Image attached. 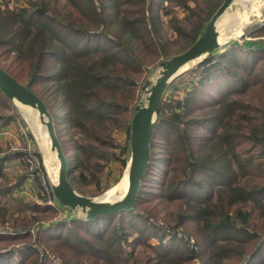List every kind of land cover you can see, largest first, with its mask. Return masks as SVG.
<instances>
[{"label": "trees", "instance_id": "16d2710c", "mask_svg": "<svg viewBox=\"0 0 264 264\" xmlns=\"http://www.w3.org/2000/svg\"><path fill=\"white\" fill-rule=\"evenodd\" d=\"M59 1L0 0V68L46 103L56 128L68 126L57 132L65 154L75 152L72 164L68 159L69 180L80 194L98 196L111 187L102 177L110 164L127 166L124 153L130 151L140 84L156 64L190 48L225 0H203L208 9L200 16L196 0H160L157 8L156 0H64L63 6ZM175 3L188 11L192 24L189 33L170 20L185 41L176 52L168 50L162 34L166 13L161 14L165 4ZM194 16L199 17L195 24ZM263 33L259 28L260 37ZM263 58L259 42H233L173 81L161 102L151 162L132 210L93 220H52L40 225L34 237L36 225L26 224L0 234L5 245L0 250L35 238L108 264H142L133 259L138 246L149 250L143 264H264V236L252 228L254 210L264 211V187L243 184L264 174V100L258 106L237 100L255 86L264 89V70L256 72ZM180 90L183 96L176 97ZM0 106L14 110L0 112V136L12 123L27 129L2 92ZM116 129L128 135L120 154L118 145L111 150ZM21 132L31 136L28 129ZM28 144L41 165L40 154ZM26 147L0 151V191L20 188L25 181L12 183L4 165L15 159L25 163ZM52 199L60 207L53 193ZM47 208L56 215L68 212ZM5 218L6 212H0V221ZM29 250L16 263L3 262L0 255V264H50L47 252L35 246Z\"/></svg>", "mask_w": 264, "mask_h": 264}, {"label": "rangeland", "instance_id": "374dc122", "mask_svg": "<svg viewBox=\"0 0 264 264\" xmlns=\"http://www.w3.org/2000/svg\"><path fill=\"white\" fill-rule=\"evenodd\" d=\"M196 1L198 6H200L199 8L196 9L198 16H200L202 14V9L206 11L208 8L202 3L203 0H196ZM160 2H161L160 0L154 1L153 3L154 7L157 8V5L161 4ZM63 3L64 0H60L58 4L60 6H63ZM235 3L236 4L232 7V9L229 10L225 14V16L221 18L222 20L220 21L219 24V30L221 31L222 46L221 49L217 51V53H220V51L224 52L228 50L229 46L232 45L233 42H237L239 44L259 42V45H261L262 47L264 46V33L262 37L259 36V28L264 27V0H239L238 2L236 1ZM9 5L10 7H13L12 2H10ZM51 6L53 5L51 4ZM164 6L166 9L161 11V14L164 12L166 13V15L164 16L165 25L162 29V34H164L163 37L166 39V42L168 43V50L176 52L179 51L184 46L185 41L184 38L180 36L177 33V31H175L174 26L171 28L170 20L175 18L176 21L180 23L179 27L185 28L186 31H188L189 33L191 32L192 24L188 23V17H189L188 11H185V9L182 8V6H179L176 3L172 5L165 4ZM191 6L195 7V4L193 3ZM198 19L199 17L197 16H194L192 18L194 24L198 21ZM235 54L239 56L241 54V51L240 50L235 51ZM172 57L164 61H167ZM162 62L156 64V66L152 69V71L148 74V76L144 81L141 80L142 83L140 84L138 89V97L135 102V109L134 112L132 113V118L135 114L136 106L140 102H142L143 104L147 103L148 94H146L142 90V88L147 80H153V81L156 80V78L159 75V70H160L159 65ZM258 67L259 68L257 69L256 72H261V67L262 70H264V58L261 60V62H259ZM183 74H181L180 76H182ZM132 76L134 78L136 77L135 75ZM141 77L143 78L144 76L141 75ZM178 77L174 80V82L177 81ZM173 94H175V91ZM182 96H183V92L181 90L176 92V97H182ZM247 99H249V101L252 100L253 102H255V105L258 106L259 102L264 100V89H262L259 86H255L250 89V91L246 96L237 97V100L239 101L240 100L246 101ZM11 103L15 107L16 113H18L22 118V120L26 123L27 125L26 128L30 131L32 138L29 135L24 136L22 134L21 131L25 130V132H27V129H24L22 127L20 131V128L17 129L16 128L17 126H15L14 123H12L13 124L11 125L12 128H9L6 132L1 134L2 136H0V151H5L6 154L8 151H11L13 149L21 150L26 147V142L28 141L29 142L28 145L31 146L35 151H37L41 156V160H42L41 166L43 167L44 175L42 174L41 169H39L40 168L39 164H35L31 168V173L36 172L35 174L32 175L27 165L26 158H25V163H23L21 159L20 160L15 159L14 163L11 164L10 162H8L6 163V165H4L6 166L5 171L7 172L8 179L12 183H14L19 179H22L23 177H26L27 179L25 178V181L22 180L21 182L22 184L20 188H16V189L13 188L10 189V191L8 192L0 191V212L1 213L6 212V218H5L6 221L5 222L0 221V230L5 231L6 232L5 234H11L12 232H14V230L17 229V227H23L26 226V224H31V226L36 225V227H34L33 230L31 231L34 237L36 235V231H39L42 228L40 227V225L45 224L49 221L52 220H53L52 222H57L60 220L63 221L66 218H70V217H75V218L78 217L80 219L86 218L85 215L80 210L72 211L69 208H66L68 212L64 213L63 211H61L62 213L58 212L59 214L56 215V213H53V211L47 208L48 206H51L59 211L60 210L59 208H61V206L59 207L55 202V200L52 199V193H53L51 187L52 177L50 176L49 173L50 170L47 169L48 167H46V164L44 163L43 149L36 135L39 133L37 130V125L34 123L32 117L26 116L24 110L21 109L22 106L20 105L17 106V104H15L14 102ZM13 111H14L13 109L7 110V109H3L0 106V112L4 113V115ZM31 112H34V115L37 116V113L34 110ZM28 118H31L32 120ZM38 121H40L39 118ZM15 123L22 124V122H15ZM38 123L40 124V122ZM57 128L58 130H60L62 128H68V126L63 123H59ZM43 132L46 131L43 130ZM112 138L114 141L112 142L113 146L111 150L115 151L116 146L118 145L119 147L117 148V152L118 154L122 153V151H124L128 145V135L126 131L116 129L115 132L113 133ZM70 146L72 147L73 144ZM263 146H264V142H263ZM26 149H28V147H26ZM108 151H110V148H108ZM124 156L127 157L128 160L127 165H128L130 161V151L128 156L125 153ZM66 157L70 161L69 164H72V162L74 161L73 157H75V152L73 150L69 151L66 154ZM263 160H264V156H263ZM120 164H121L120 162H117L116 165H112V166L110 164V166L105 170L106 174L107 172L108 174L105 176L104 174H102V177L104 178V185L107 184V182L111 185V187L106 192L114 188L123 178L127 166L126 168H122ZM51 168H52L51 174L52 176H54L52 172V170H54L52 165ZM111 168H114L112 175H111ZM243 184H245L247 187H252L254 185H258L259 187H264V174L254 177H248L244 179ZM6 187H8V185H6ZM159 190L160 189H156V191ZM106 192L99 194L98 196H88V197L99 198L103 196ZM28 202H29V207L26 205ZM36 206L40 207L41 211H38ZM169 210L170 211L175 210V205H170ZM263 212L264 211H262V209L259 207H257L254 210V214H253L254 219L252 218L253 220L252 228L258 230L259 234L264 236V217L262 216ZM164 213L165 211L160 208L159 215L162 217L164 216ZM141 225L149 227V224L146 223L145 221H141ZM151 242L156 244L157 239L152 238ZM0 246H5V245H0ZM33 246L40 248L41 250L49 254V258L51 260L50 264H108L104 260L95 261L94 258L89 257L87 255L77 256L71 250L63 246H56L54 248H50L48 244L46 245L44 244V242L42 243L36 240L35 238L31 240H26L23 243H12L6 249L0 250V255H2L1 261L6 263L20 262V260H22L24 255L27 254L29 251H31L29 249L32 248ZM138 247L136 249L137 256H134L133 259L143 264L146 261L144 257L146 256L147 253H149V250L148 249L143 250ZM128 249H130V247H128L127 250Z\"/></svg>", "mask_w": 264, "mask_h": 264}, {"label": "water", "instance_id": "95a60500", "mask_svg": "<svg viewBox=\"0 0 264 264\" xmlns=\"http://www.w3.org/2000/svg\"><path fill=\"white\" fill-rule=\"evenodd\" d=\"M236 1L238 0H225L212 16L199 39L184 52L162 62L159 65L160 70L156 80H147L143 86L142 90L148 94L147 103L140 102L132 118L130 161L127 165L129 187L125 196L120 200L107 202L101 200L100 197H88L77 192L69 180L68 159L56 132V121L46 103L33 90L0 68V92L17 106L30 108L37 113L41 128L44 127L47 130L52 149L57 152L58 180L56 183L51 182V187L61 207L72 211L80 210L89 220L129 211L135 207L142 181L151 162V143L165 93L178 76L215 55L221 49L220 19ZM186 66L188 68L184 69Z\"/></svg>", "mask_w": 264, "mask_h": 264}, {"label": "bare ground", "instance_id": "6f19581e", "mask_svg": "<svg viewBox=\"0 0 264 264\" xmlns=\"http://www.w3.org/2000/svg\"><path fill=\"white\" fill-rule=\"evenodd\" d=\"M260 3H262V2H260ZM235 4L236 3H234V5ZM234 5H232L229 10H231ZM221 20L222 19H220V21ZM186 68H188V66L184 67V69H186ZM21 109L24 110L27 117L28 116L32 117L34 123L37 125V130L39 133L36 135H37V137L41 143L42 149H43L44 163L46 164V167H48L47 169L50 170L49 173H50V176L52 177V182L56 183L58 180L59 161L57 158V152L52 149V144H51V140L49 138L48 132L44 127H43V129L40 127V124L38 123L40 121H38V118H37V116L34 115V112H31L33 110H31L30 108L23 107V106ZM28 119L32 120L31 118H28ZM43 130H45L46 132H43ZM51 165L54 169V170H52L54 176H52V174H51V169H52ZM128 187H129V170L126 169L121 181L114 188H112L111 190L106 192L103 196H101L100 199L107 201V202L120 200L125 196V194L128 190Z\"/></svg>", "mask_w": 264, "mask_h": 264}, {"label": "built area", "instance_id": "2783aa9c", "mask_svg": "<svg viewBox=\"0 0 264 264\" xmlns=\"http://www.w3.org/2000/svg\"><path fill=\"white\" fill-rule=\"evenodd\" d=\"M29 153H28V156L26 157V161H27V165L29 167V170H30V173H31V168L33 167V165L35 164H39L40 165V161L38 160V158L36 156H34V154L32 153V149L29 147L28 149ZM41 169V165H40V168ZM36 172H32L31 174H35ZM2 233H6L5 231H2L0 230V234ZM11 233V232H9Z\"/></svg>", "mask_w": 264, "mask_h": 264}, {"label": "crops", "instance_id": "0c3cea01", "mask_svg": "<svg viewBox=\"0 0 264 264\" xmlns=\"http://www.w3.org/2000/svg\"><path fill=\"white\" fill-rule=\"evenodd\" d=\"M23 131V130H22Z\"/></svg>", "mask_w": 264, "mask_h": 264}]
</instances>
